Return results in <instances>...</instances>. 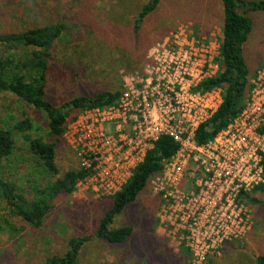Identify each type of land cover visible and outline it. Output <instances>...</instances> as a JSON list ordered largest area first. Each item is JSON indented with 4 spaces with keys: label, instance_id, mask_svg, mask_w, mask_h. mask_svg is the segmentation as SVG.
<instances>
[{
    "label": "rangeland",
    "instance_id": "374dc122",
    "mask_svg": "<svg viewBox=\"0 0 264 264\" xmlns=\"http://www.w3.org/2000/svg\"><path fill=\"white\" fill-rule=\"evenodd\" d=\"M146 2L0 0V32L24 31L57 22L66 25L65 33L50 50L53 58L46 89V99L61 108L78 97L121 92L123 75L139 70L151 47L180 25L190 24L196 34L214 35L220 41L224 20L217 0H162L136 31L135 21ZM249 16L253 30L244 46V55L254 77L264 65V12H251ZM28 52L29 49L19 52L0 47L4 56L15 53L19 65L24 61L22 55ZM15 72L30 73L26 68ZM9 113L16 119H29L34 136L56 144L57 173L42 169L18 134L14 155L4 162V179L15 184L27 199H33L34 187L43 189L52 185L67 172L76 170L79 161L61 137L49 136L46 114L13 95L0 93V120L12 123ZM0 127L4 125L0 123ZM74 192H63L52 201L53 208L38 229L19 217H10L3 205L1 216H8L11 225L0 223V264H47L55 255L64 256L72 238L86 236L94 238L83 246L79 264H190L187 250L169 248L157 232L160 199L153 196L150 185L111 225V229H133L123 245L96 236L100 221L112 209L114 199L89 194L88 198L80 199ZM255 198L259 202L252 204L251 234L222 250L221 258L211 264H258L257 257L264 256V190L256 193Z\"/></svg>",
    "mask_w": 264,
    "mask_h": 264
},
{
    "label": "built area",
    "instance_id": "2783aa9c",
    "mask_svg": "<svg viewBox=\"0 0 264 264\" xmlns=\"http://www.w3.org/2000/svg\"><path fill=\"white\" fill-rule=\"evenodd\" d=\"M220 48L214 35L180 25L139 70L123 73L115 104L81 111L62 136L79 161L76 191L99 199L121 192L156 143L173 139L176 152L148 185L160 199V228L190 264H209L251 234L247 196L264 186V65L241 113L208 143L196 140L223 103L221 88H201L220 71Z\"/></svg>",
    "mask_w": 264,
    "mask_h": 264
},
{
    "label": "trees",
    "instance_id": "16d2710c",
    "mask_svg": "<svg viewBox=\"0 0 264 264\" xmlns=\"http://www.w3.org/2000/svg\"><path fill=\"white\" fill-rule=\"evenodd\" d=\"M162 0H147L136 21L135 29L139 30L143 21L152 14ZM223 14V30L220 38V71L218 75L203 82L201 88L214 87L223 90V103L217 113L198 132L196 140L206 144L221 130L227 128L244 108V102L251 89V77L246 65L244 46L253 30L251 12H264V0H217ZM66 31L63 22L47 24L24 31L0 32V47L10 51L28 50L22 55L23 64L16 63V54L8 56L0 54V93H7L42 111L48 118V134L50 137L63 136L68 121L81 111L95 107L115 104L121 92H102L92 98L78 97L65 103L61 108L55 107L46 99V89L50 72V61L53 56L50 50ZM30 49H36L30 51ZM29 57V58H28ZM28 58V59H26ZM28 69L30 73L21 74L15 70ZM74 113V114H72ZM10 121L0 120V223L11 225L8 216H1L3 205L7 206L10 217H19L33 228H41L46 216L52 210L54 201L61 193H72L81 173L77 170L67 172L52 185L43 189L34 187V198L27 199L19 193L17 186L4 179L3 165L9 161L16 150V134H18L35 157L37 164L50 173H57L56 144L46 142L42 137L32 134V123L29 119H16L11 113ZM72 114V115H71ZM177 150V144L171 138L164 137L151 150L145 162L136 170L134 177L123 190L112 198V209L100 221L97 237L110 243L123 245L132 236L133 229L123 227L111 229L116 216L121 214L127 205L133 203L138 195L147 187L150 178L161 171L163 161L170 159ZM264 186L257 192H262ZM248 204L259 202L255 193L247 196ZM1 228V227H0ZM94 237L72 238L64 256L55 255L47 264H79L80 252L85 243ZM258 264H264V256L257 257Z\"/></svg>",
    "mask_w": 264,
    "mask_h": 264
},
{
    "label": "crops",
    "instance_id": "0c3cea01",
    "mask_svg": "<svg viewBox=\"0 0 264 264\" xmlns=\"http://www.w3.org/2000/svg\"><path fill=\"white\" fill-rule=\"evenodd\" d=\"M209 36H210V35H209ZM74 195H76V196L79 197L80 199H86V198L89 197V195H87V194L84 195V194L78 193L77 191L74 192ZM157 232L161 235V237H162L163 239H165V240L168 242V247H169V248H172V245H171L170 241L167 239V237L165 236L164 231L162 230V228L158 227V228H157ZM235 242H237V241H235ZM235 242L227 243V244L225 245L223 251H225V250L228 249L229 247H232V246L234 245L233 243H235ZM185 250H186V249H185ZM220 258H221V257H220ZM216 260H217V258H216V259H212V260L209 261V263L211 264V263L215 262Z\"/></svg>",
    "mask_w": 264,
    "mask_h": 264
}]
</instances>
